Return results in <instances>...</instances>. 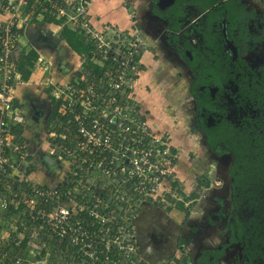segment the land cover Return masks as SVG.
Here are the masks:
<instances>
[{"label": "built area", "instance_id": "built-area-1", "mask_svg": "<svg viewBox=\"0 0 264 264\" xmlns=\"http://www.w3.org/2000/svg\"><path fill=\"white\" fill-rule=\"evenodd\" d=\"M88 5L0 0V264H136L132 218L165 178L161 161L170 147L136 96L145 43L92 31L82 19ZM24 10L60 21L92 46L69 81L49 80L58 106L36 143L14 96L38 69L26 81L16 69L25 53ZM85 57L99 70L83 67Z\"/></svg>", "mask_w": 264, "mask_h": 264}, {"label": "flooded vegetation", "instance_id": "flooded-vegetation-1", "mask_svg": "<svg viewBox=\"0 0 264 264\" xmlns=\"http://www.w3.org/2000/svg\"><path fill=\"white\" fill-rule=\"evenodd\" d=\"M142 2L150 50L184 73L191 133L199 136L207 166L224 179L212 190L215 208L206 204L188 224V240L179 242L200 241L192 236L200 225L219 228V239L192 254L195 264H264V0ZM151 21L158 25L149 30ZM38 42L56 45L51 38ZM24 99L27 130L39 138L48 105L29 91Z\"/></svg>", "mask_w": 264, "mask_h": 264}, {"label": "rangeland", "instance_id": "rangeland-1", "mask_svg": "<svg viewBox=\"0 0 264 264\" xmlns=\"http://www.w3.org/2000/svg\"><path fill=\"white\" fill-rule=\"evenodd\" d=\"M93 1L94 0H89L87 13L84 14L82 18L90 21L92 31L94 29L100 30L109 37H111L113 33L122 31L128 37L133 35V38L145 43V45L142 46L143 54L147 52V50L151 51V45L147 38L149 31L145 28V24L142 23V20H146L147 18H145V14L144 16L143 13H141L142 15L140 14L141 7H143V9L145 8V3L142 2V0H99L104 3H110L113 8L121 9L127 22L125 26H120L118 21H101V17L94 22L91 18L92 15L90 10ZM72 10L73 8L71 5L70 15L75 14ZM30 15L33 16L35 14L30 13ZM146 22L149 24V20ZM140 25L144 26V28ZM157 25V22L151 21L149 30L154 29V26ZM21 38V41H23V43L25 42L26 45L23 48L25 51L31 47V45L28 44V37L24 32H21ZM30 41L32 42L31 39H29V42ZM156 58H159V56H155V59ZM50 61L52 65H54L53 70L55 72H53L55 76L53 78L43 73L41 77L43 80L39 82L42 87L47 85L48 79L51 80L52 78L53 81H56L59 80V76L61 75L59 69H57L58 67L55 66L56 62L54 63V59ZM165 64V77L160 78L168 83H170L168 81L169 78L171 81L175 79L178 80L175 83V87L178 90L177 85H179L180 91H178V93L175 91V98L177 99H174L166 93L167 91L163 90L162 93H156L157 90L151 87L148 90L149 94H151L150 98L153 101L156 100L154 104L157 102V104L160 103L163 105L160 107L161 109H159V112L163 110L164 113L162 114L166 115L170 120V122H166L170 130L165 132V138H163V141L166 143L165 147L170 148L167 152L168 156L161 161L164 165L165 178L162 179L156 191L153 192L150 197L148 196L149 199L139 204L137 212L133 215L132 224L136 228L137 240L134 254L137 255L136 264H195L194 260L196 258H191L192 254L197 252L198 248H200V244H210L219 239L217 235L220 229L214 228L210 230L204 225H200L197 232L192 233L193 237L199 235L201 237L200 241L194 240L193 242L180 243L178 238L182 236L185 238H183L184 240H188V231L186 228L190 221H198V219H200L202 212L206 209V204L210 203L215 208L213 204L215 202L212 201V199L214 200L212 190L215 187H220L224 179L220 176L216 166L215 168L214 166H207L206 154L199 136L198 134L191 133L194 129L189 125L190 119L188 111L186 110L187 97L185 92L184 73L177 74L176 70L172 68L169 69L170 65L167 63ZM166 73H168L167 76H169V78L166 77ZM171 86L173 85L171 84ZM43 90L45 91L44 88ZM154 94L156 96H154ZM157 97L159 99H157ZM163 97L164 99H162ZM152 117L155 121L156 118L154 119V116ZM149 124L150 127L153 128L150 122ZM154 130H157V128H154ZM160 131L157 132V135L160 134ZM30 132V136L33 138L32 141L34 143L40 140V138L36 139L32 136L33 131ZM39 132V134H41V131ZM42 137L43 135H41V138ZM171 143H173L176 148L171 147ZM185 160H188L189 164L185 163ZM179 172L186 175L187 179L185 182L179 178ZM205 182H207V184H204ZM179 202L182 204L181 208L178 206ZM146 213H149L148 222H145ZM140 223H143V227L138 229V225H141ZM38 263L39 262L36 260L34 261V264ZM48 264H55V262L53 259H49Z\"/></svg>", "mask_w": 264, "mask_h": 264}, {"label": "crops", "instance_id": "crops-1", "mask_svg": "<svg viewBox=\"0 0 264 264\" xmlns=\"http://www.w3.org/2000/svg\"><path fill=\"white\" fill-rule=\"evenodd\" d=\"M90 10L92 15L91 18L94 22H96V20H98L101 17V21L102 20L118 21L120 26H125V24L127 23L125 16H123L122 10L119 8L117 9L113 8L110 3H104L99 0H94ZM23 12L24 13L22 14L21 20H26V22H25V28L23 29L22 32L26 34V36L28 37L27 42L28 44L31 45V47L25 50V52L33 48L38 54L37 60L34 61V66H38V69L35 72H33L30 76L31 85L18 84L14 89V96L16 97V100L20 102L21 108L23 110L26 119L25 127L27 128L29 127L28 125L30 124V122H28L29 111L26 107V101L24 99V93L27 92L25 90H28L35 98L44 101L45 104L48 105L47 107L49 109L47 110L48 111L47 113L49 115L51 108L53 106L51 88H49L50 84H48L50 79H48L47 85L43 87L42 85L39 84V82L43 80L41 79L43 73L48 74L49 76H52L54 78L55 76L54 75L55 71L53 70L54 65H52V62L50 60L53 58L59 59L56 67H58L57 69H59V72L61 73V75L59 76V80L53 81L51 78L50 81L55 83H66L71 79L73 75H76L79 69L81 68L82 58L65 42L64 39H61L59 37V32L62 28V26L59 23L49 20L47 15L44 16L42 14H38L31 16L30 13H28L27 11L24 10ZM0 18L5 19L6 15H1ZM19 23L21 24L22 21H20ZM44 35H46L48 38H51L56 43V45L52 49L49 48L46 49L44 46L39 44L38 39L43 38L42 36ZM29 39H31L32 42L31 41L29 42ZM21 43H23V41H21ZM23 44L25 45V42ZM154 56H155L154 53L148 50L142 56V64H143L142 66L144 70L142 69L139 80L137 82L136 96L138 100L142 103L143 107L146 109L149 118L148 120L153 126V128H157V130L159 131L161 130L165 133L167 130L168 131L170 130V128L166 125V122H170V120L166 117V115L162 114L164 113L163 110L162 112H159V109H161L160 107L163 105H161L160 103L157 104V102L156 104H154V101L156 100L153 101L150 98L151 94H149L148 90L151 87L152 89L157 90L156 93H162L163 90L167 91L166 93L171 97H173L174 99H177L175 98L176 97L175 91L176 93H178V91L180 90H179V85H177L178 86V90H177V88L175 87L176 82L171 81L169 76H167L168 73H166V77L169 78L168 81L170 83L160 78V77H165L166 64L162 63L161 61H158V59L156 60ZM39 59L41 60L40 62ZM47 61H49L50 64H48ZM42 67L45 68L43 72H42ZM171 84L173 86H171ZM43 88L45 89L46 93L43 90ZM154 96L156 95L154 94ZM157 99L159 98L157 97ZM162 99H164V97ZM45 116H43L39 122L40 125L43 127V130L46 124L52 120L51 119L50 121L47 122ZM152 116H154V119L156 118L155 121L153 120ZM30 133H31L30 131L28 130L26 131L27 136L33 139L30 136L31 135ZM171 147L176 148L173 143H171ZM185 163L189 164L188 160L187 161L185 160ZM178 176L183 182H185V180L187 179L186 175L185 174L183 175L180 172L178 173ZM148 214L149 213H146L145 222H148L149 219ZM142 227H143V223L140 226L138 225V229Z\"/></svg>", "mask_w": 264, "mask_h": 264}, {"label": "trees", "instance_id": "trees-1", "mask_svg": "<svg viewBox=\"0 0 264 264\" xmlns=\"http://www.w3.org/2000/svg\"><path fill=\"white\" fill-rule=\"evenodd\" d=\"M49 20L50 19L48 18ZM56 23L60 21H54ZM59 37L61 39H64L65 42L78 54L86 55L88 50L92 47L89 42H85L84 39L73 29H70L67 26H63L59 32ZM37 52L35 49H30L25 53H22L16 63V69L20 75V78L24 81L28 80L30 74H31V68L34 65V61L37 59ZM83 67L90 68L93 67L94 70H99V68L93 64L90 63L87 57H85L83 61ZM53 100V99H52ZM52 108L48 115V121H50L53 116L56 114V108L58 106V103L52 101ZM20 130V127L13 128V131L18 132ZM180 208L182 207V204L179 202L178 205ZM11 210V209H10ZM27 238H25L22 242V245L25 244ZM56 243H52L53 247H55ZM59 250V249H57ZM43 254V253H42Z\"/></svg>", "mask_w": 264, "mask_h": 264}, {"label": "water", "instance_id": "water-1", "mask_svg": "<svg viewBox=\"0 0 264 264\" xmlns=\"http://www.w3.org/2000/svg\"><path fill=\"white\" fill-rule=\"evenodd\" d=\"M43 38H48L46 35L42 36ZM44 160L46 161V163H51V159L49 158H44Z\"/></svg>", "mask_w": 264, "mask_h": 264}]
</instances>
